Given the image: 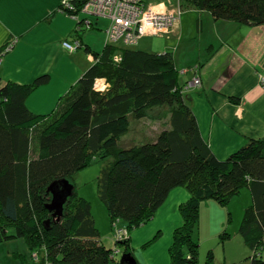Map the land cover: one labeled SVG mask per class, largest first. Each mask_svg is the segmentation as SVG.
Here are the masks:
<instances>
[{"label": "trees", "instance_id": "obj_1", "mask_svg": "<svg viewBox=\"0 0 264 264\" xmlns=\"http://www.w3.org/2000/svg\"><path fill=\"white\" fill-rule=\"evenodd\" d=\"M186 2L216 20L264 25V0ZM85 3L61 2L47 17L61 10L80 19L72 38L63 42L78 41L76 49L85 46L94 56L52 112L34 113L26 104L34 90L49 82L48 74L29 83L0 81V242L24 239L31 256H24L23 264L115 261L117 252L101 239L92 203L78 192L75 182L81 169L110 156L97 176V193L115 236L117 228H126L130 237L134 229L153 219L173 188L182 186L190 197L180 205L182 223L173 232L171 264H200L201 204L211 199L228 206L247 189L251 202L244 208L239 232L252 252L250 264H264V136L249 138L226 158H219L203 138L185 99L172 51L134 48L123 39L92 49L84 43L81 25L98 27L94 20L99 18L83 13ZM80 14L87 17L83 20ZM101 79L107 86L99 89L96 83ZM157 108L166 109L168 126L153 138L124 145L122 138L132 121L148 117ZM64 179L73 190L58 213L51 207L54 194L49 188ZM129 237L116 239L122 247L118 264H129L122 261L127 255L142 264ZM229 237L224 230L220 241ZM204 264H215L212 251Z\"/></svg>", "mask_w": 264, "mask_h": 264}, {"label": "crops", "instance_id": "obj_2", "mask_svg": "<svg viewBox=\"0 0 264 264\" xmlns=\"http://www.w3.org/2000/svg\"><path fill=\"white\" fill-rule=\"evenodd\" d=\"M63 1L0 0V81L29 83L48 74L49 82L34 90L26 100L28 108L38 114L52 112L94 59L85 46L71 52L63 47L62 42L72 38L80 19L61 10L47 19ZM179 6L182 5L179 3ZM98 20H94L96 25ZM183 22L182 11L174 28L163 33L168 40L157 52L172 50L184 85L183 94L196 115L201 134L219 158H226L249 138L264 136V87L260 83V76L264 74V25L216 20L210 12L202 10L198 34L190 33L188 37L193 47L185 49L186 44L181 49ZM107 23L105 26L109 27L110 20ZM105 26L101 47L93 28L82 33L84 43L101 50L110 41ZM172 34L177 37L171 38ZM171 39L174 47L168 45ZM5 44H8L6 48ZM195 77L201 79V84L189 85ZM230 96L238 98L239 102H234ZM240 195L228 206L211 199L201 204L200 264L201 259L204 264L209 251L213 252L215 264H250L252 252L239 226L251 195L238 200ZM189 197L185 187L173 188L153 219L130 233L142 264H171L169 248L173 232L182 223L178 207ZM224 230L230 237L223 243L220 234ZM157 232H160L159 238L143 247ZM102 240L106 244L105 235Z\"/></svg>", "mask_w": 264, "mask_h": 264}, {"label": "rangeland", "instance_id": "obj_3", "mask_svg": "<svg viewBox=\"0 0 264 264\" xmlns=\"http://www.w3.org/2000/svg\"><path fill=\"white\" fill-rule=\"evenodd\" d=\"M68 1L70 0H64L63 2H68ZM99 1L100 0H90L89 3L90 4L93 3L95 4V7H97L99 6V3H98ZM145 1L150 8H154L155 10H158V12L171 13L175 17V19H173V22H171V24L168 25L167 23L165 26L167 25L168 26L167 27L164 26L165 28L162 31H158L156 33H149L146 31L144 34H141V37L137 38L133 43H127V44H132L134 48H142V49L153 51V52L160 51L159 49H162L161 47L165 45V42L168 40V38H166L165 34L163 33H169V31L174 28L175 24L180 19L181 12L183 11L184 12V22H183L184 23V32H183L184 35L182 37L183 41L181 43H183V45H181V49H184L186 47V44H187V47L185 49L187 48L190 49L191 47H193V44L190 41V39H188V37L190 33H192V35L198 34V28L200 25L199 18H200V14L202 10L199 11L200 9H196L194 6H191L188 2H186V0H183V1L181 0H145ZM179 3H184V4L183 6H179ZM84 5L82 6L81 10H83ZM159 5H162V7L159 8L160 7ZM163 6H165V8ZM95 17L99 18L98 21L100 24L99 23L97 24L99 27H94L92 24L88 25L86 23H83L81 25V27L84 28L82 33L85 34V32H90L91 29L88 28V26L91 28L94 27L92 31L95 32L94 34L95 39L98 37V40L100 41L99 45L101 47V45L103 44V39L105 37L104 26L108 24L107 21L109 20V18L105 17L107 18L105 19L99 16H95ZM85 18L83 17L82 19L84 20ZM106 28H108V26H105V29ZM174 36L177 37V35L175 34H172L170 37L172 38ZM172 40L173 39L168 41L169 42L168 45L174 47V42ZM260 83L264 87V74L260 76ZM191 84L198 85V83H194L193 81L189 83V85ZM96 85H97V88L99 89L105 88L107 86V84L104 82L103 79L99 80L98 84ZM165 110H166L165 108H157V109H154L151 115H149L148 117H145L139 120L134 119L132 121L130 131L123 136L122 143L124 145H130V144H133L135 141H139L146 137L148 138L155 137L163 128L168 126L169 115ZM111 159L112 158L110 156L97 158L91 165L81 169L79 173L75 175V182L77 183L78 192L80 194L87 196L88 199L92 203V212L94 213V216L97 219L98 227L101 231V237L105 235V242L106 244H108L107 246L115 249L114 253L117 252V254L115 255V261H111L110 264H118V262L121 260V257H122V249H121L122 247L120 245L121 243L118 244L116 239L126 240L127 237H129L128 235L129 232L127 231V233L125 234L122 233L123 235L122 238L116 237L114 235L115 227L114 225H112L109 219L106 207L102 203V201H100L98 197V193H97V176L99 174V171ZM248 194H250L249 191L247 189H244L240 197H238L240 198L238 200H242V197L244 198L248 196ZM180 205L178 207L179 212H180ZM159 234L160 232H157L149 240H153L154 238L156 239L159 238ZM129 238L131 239V236ZM24 256L28 258H30L31 256L28 244L24 239H10L4 242H0V264H23ZM37 259H38V256L35 255V260L37 261ZM201 264H203L202 259H201Z\"/></svg>", "mask_w": 264, "mask_h": 264}, {"label": "built area", "instance_id": "obj_4", "mask_svg": "<svg viewBox=\"0 0 264 264\" xmlns=\"http://www.w3.org/2000/svg\"><path fill=\"white\" fill-rule=\"evenodd\" d=\"M87 1L82 10L83 13L88 16L108 17L111 24L107 28V34L113 41L123 39L127 43H133L146 31L149 33L162 31L175 19L171 13L158 12L150 8L145 0H100L97 7L93 3L90 4V0ZM167 23L168 25L165 26ZM63 46L71 52L78 47V41L75 44L63 42ZM98 82L99 80L96 84ZM193 82L201 84L198 77L194 78ZM127 231L126 228H117L116 236L122 238V233L125 234Z\"/></svg>", "mask_w": 264, "mask_h": 264}, {"label": "water", "instance_id": "obj_5", "mask_svg": "<svg viewBox=\"0 0 264 264\" xmlns=\"http://www.w3.org/2000/svg\"><path fill=\"white\" fill-rule=\"evenodd\" d=\"M49 190H51L54 194L51 207L57 209L58 213H60L65 199L72 193L73 185L69 182V180L64 179L60 182H53ZM122 261L124 263L136 264V261L129 255L123 256Z\"/></svg>", "mask_w": 264, "mask_h": 264}, {"label": "bare ground", "instance_id": "obj_6", "mask_svg": "<svg viewBox=\"0 0 264 264\" xmlns=\"http://www.w3.org/2000/svg\"><path fill=\"white\" fill-rule=\"evenodd\" d=\"M109 36V35H108ZM110 39V37H108ZM111 40V39H110Z\"/></svg>", "mask_w": 264, "mask_h": 264}]
</instances>
